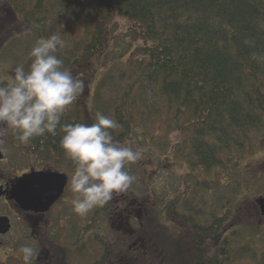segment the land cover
Listing matches in <instances>:
<instances>
[{
    "label": "trees",
    "instance_id": "trees-1",
    "mask_svg": "<svg viewBox=\"0 0 264 264\" xmlns=\"http://www.w3.org/2000/svg\"><path fill=\"white\" fill-rule=\"evenodd\" d=\"M4 1L10 13L22 16L24 29L30 28V32L23 29L19 34L12 33L4 43L6 35L1 37L2 51L14 39L21 46L24 41L23 47L29 52V43L22 35L36 42L52 35L60 40L73 27L68 21L83 26L92 24L80 39H74L71 47L54 53L63 61L62 69L85 84L84 92L62 114L56 134L43 135L46 144H55L57 154L66 155L60 147L62 125H91L99 112L117 122L115 129H109L113 140L131 147L129 140H134L137 129L146 126L154 116L162 117L164 109L173 114L171 119L175 123L186 120L177 127L189 132L188 163L202 167L206 176L212 175V180L202 182L211 192L210 181H215V176L219 178V171L231 169L240 174L241 162L264 148V0H93L91 8L81 5L79 0ZM117 16L132 23L129 32L140 41L133 52L132 48H116L104 36H111L107 26ZM75 33L77 36L80 32ZM95 59L97 68L93 64ZM98 73L101 77L94 91H89ZM9 134L10 139L17 140L12 131ZM37 138L41 140L42 136L30 140ZM37 145L41 147L42 143ZM75 167L71 159L73 172ZM203 186H199L196 195L201 194ZM189 194L199 198L194 191L175 196L161 207L163 216L154 215V208L145 199L135 206L128 204L132 211L142 212L136 217L140 225L127 237L122 227L117 231L128 243L133 238L136 247L117 256L114 262L108 247L100 263L162 264L160 256L168 247L169 261L180 264L182 253L179 247L167 243L165 221L185 230L195 244L209 238L220 239L226 216L216 214L207 226L197 222L196 213L201 211L191 206ZM124 205L114 196L106 205L92 209L96 213L91 214L92 220L96 222V215L103 214L107 224H114L118 217L127 216ZM202 245L198 255L192 248L191 260L181 264L227 261L223 247L217 249L216 255L205 258ZM58 253L52 252L50 264H70Z\"/></svg>",
    "mask_w": 264,
    "mask_h": 264
},
{
    "label": "rangeland",
    "instance_id": "rangeland-1",
    "mask_svg": "<svg viewBox=\"0 0 264 264\" xmlns=\"http://www.w3.org/2000/svg\"><path fill=\"white\" fill-rule=\"evenodd\" d=\"M80 1H82L81 5L92 7L93 0ZM4 6H6L5 1L0 0V38L6 35L2 39V43L7 41L12 33L17 32L19 34V31L25 28L22 16L15 14L13 11L10 13ZM80 18L82 19L83 16H80ZM68 22L73 27L70 32L60 37L58 52H64L63 50L66 47H71L75 43V38L80 39L84 31L88 30L90 26L92 27V24L83 26V23ZM131 27L132 23L128 19L117 16L107 26V30L111 31V36L106 33L104 36L110 38L109 40L114 43L111 45L116 48L125 50L132 48L130 52H133L140 41H136V37L133 39L131 32H129ZM76 30L80 32L77 36H75ZM24 31L30 32V28L24 29ZM21 37L28 41L29 52L25 49L26 47H23L24 41L21 46V43L14 39L8 41L9 45L3 51L0 50V84H7L12 80L14 70L19 65H23L26 72L29 70L33 59L30 53L36 44V39H29V36L23 35ZM93 62L97 68L98 59ZM90 64H88V67ZM100 77L101 74L98 73L89 91H94ZM166 111L162 109V117L154 116L152 120L147 122L146 126L137 129L133 135L135 141L129 140L133 149L135 146L136 149L141 150V158L136 162L127 163L124 169L134 177L127 193L118 196L123 205H127L126 210L123 211L127 216H120L117 218L116 223L109 225L106 223L107 219L103 214L96 215L98 216L96 222L92 220L91 214L95 213V210H90L84 216L75 213L72 201L76 194L71 191L70 184L67 208L71 211L68 214L69 222L66 224L68 226L67 230L71 232L70 242L64 243L66 252L60 250L61 252L57 256L63 255L64 260L70 264H104L100 262H102V257H104L107 252L106 249L109 247L108 252L111 251V261L114 262L117 256L126 252L129 248L136 247V245H133V238L128 243V239L126 241L122 240L117 231L122 227L121 230L127 237L133 231V228L140 225V221L136 217L137 214L142 215V212L140 210L136 212L135 209L132 211L128 207L129 205L135 206L139 200L143 199L144 201L145 199L150 208H154V215L163 216L161 207L171 198L179 195L186 196L187 193H192V191L196 195L199 186H203V181L207 183L206 181L212 180V175L208 174L206 176L202 167L188 163L189 156L187 155L190 153V148L187 135L189 132L177 127L179 123L184 122L185 124L186 120L181 119L177 124L171 119L173 114ZM0 149L7 157L6 161L1 162L0 165L7 169L9 177H14L22 170L29 168L31 164L38 167L42 166V163H36L33 160L34 158L24 156L20 147L14 145L12 139L7 142L0 141ZM191 157L192 161H196L193 156ZM241 166L243 167L241 168L242 173L240 172L238 175H236L235 170L231 171V169L219 171V178L215 176V181H210L211 192L203 186L201 194L197 193L196 195L199 198L192 197V194L187 195L192 201L191 206L196 208L195 211H201L200 214L196 213L197 222L207 226L213 221L216 214L217 216H226V221H223L225 226L223 232L221 231L222 237L220 239L214 241L213 239L209 240V238L204 242L198 241L195 244L194 238L185 230L178 226L177 228L173 227L171 222L165 221L168 229L167 243L179 247L182 253L179 256L182 258L180 264L186 262L187 259L188 261L191 260L192 248L195 247V253L198 255L197 250L202 245L201 243H203L205 258L216 255L217 249L223 247L226 251L225 256L228 257L223 264H264V217L260 214L258 204V198L264 195V148L258 149L252 157L245 158L241 162ZM227 175H229L228 178ZM226 178L229 182L225 180ZM132 198L133 202L131 201ZM181 204L184 207L182 202ZM132 212L135 218H132ZM50 218L52 221L56 218V227L60 225L58 224L57 211L52 212ZM90 224L93 226L91 229L88 228ZM61 234L64 236L63 233ZM226 240L227 242H225ZM168 249L166 247V251L160 256L163 259L162 264H169V262L172 264L174 262L169 261ZM118 259L116 260L118 261Z\"/></svg>",
    "mask_w": 264,
    "mask_h": 264
},
{
    "label": "clouds",
    "instance_id": "clouds-1",
    "mask_svg": "<svg viewBox=\"0 0 264 264\" xmlns=\"http://www.w3.org/2000/svg\"><path fill=\"white\" fill-rule=\"evenodd\" d=\"M59 44L56 35L38 40L30 53L29 70L19 65L13 79L0 84V125H6L0 131L11 130L21 143L46 132L55 135L64 111L84 92V82L63 70V61L54 54ZM117 126L99 112L91 125L61 126L60 147L76 165L70 178L71 191L76 194L73 211L81 216L127 193L134 180L124 169L141 158V150L115 142L109 129ZM19 253L24 264H31V246H22Z\"/></svg>",
    "mask_w": 264,
    "mask_h": 264
},
{
    "label": "flooded vegetation",
    "instance_id": "flooded-vegetation-1",
    "mask_svg": "<svg viewBox=\"0 0 264 264\" xmlns=\"http://www.w3.org/2000/svg\"><path fill=\"white\" fill-rule=\"evenodd\" d=\"M5 126L0 125V127ZM10 132L11 130L7 128L0 131V141H9ZM38 139L30 140L27 144L16 140L14 145L20 147L24 156L34 158L33 160L36 163H42V166L31 164L29 168L22 170L14 177H9L7 169L0 165V264H24L22 254L19 253V249L24 245L34 249L31 264H50L52 252L58 253L60 250L66 252L64 243L70 242L71 232L67 230L66 224L69 222L68 214L71 211L67 208L70 178L74 173L71 168V158L57 154L55 144L50 142L46 144L45 137L42 136L39 141ZM37 142H41L42 146L37 145ZM41 148L42 152H40ZM6 158L0 149V163L6 161ZM33 171H59L68 176V183L63 193L49 209L44 211L26 209L12 196V189L18 179ZM55 211L59 216L58 224L60 225L57 227L56 218L54 221L52 217L50 218L51 213Z\"/></svg>",
    "mask_w": 264,
    "mask_h": 264
},
{
    "label": "water",
    "instance_id": "water-1",
    "mask_svg": "<svg viewBox=\"0 0 264 264\" xmlns=\"http://www.w3.org/2000/svg\"><path fill=\"white\" fill-rule=\"evenodd\" d=\"M68 183V176L59 171H33L18 179L12 196L26 209L44 211L60 197ZM264 216V196L258 198Z\"/></svg>",
    "mask_w": 264,
    "mask_h": 264
}]
</instances>
